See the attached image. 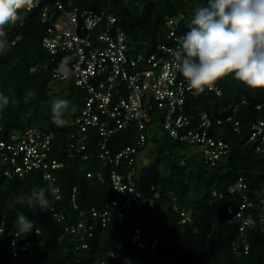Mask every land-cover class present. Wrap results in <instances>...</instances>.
Masks as SVG:
<instances>
[{"label":"trees","instance_id":"1","mask_svg":"<svg viewBox=\"0 0 264 264\" xmlns=\"http://www.w3.org/2000/svg\"><path fill=\"white\" fill-rule=\"evenodd\" d=\"M54 1L44 0L50 7H54ZM60 1L65 5L71 2L82 9L111 12L121 24L131 51L146 54L154 51L157 44L169 42L164 26L166 17L179 20L177 34L184 36L196 9L206 5V0ZM20 15L22 21L9 33L8 50L0 54V93L10 98L8 106L0 111V140L6 139L12 131H22L29 126L52 131L55 137L49 154L63 166L52 171L60 189L58 200L52 195L41 169L11 178L0 173V226L4 229L0 235V264H98L109 252L117 256L110 264H127L119 262L121 257H126L131 264H264V231L247 228L240 233L239 221L227 211L228 205L237 209L242 201L241 195L228 191L239 177L247 184L246 191L252 201L261 196L264 188V151L256 150L255 143L248 140L252 121L264 118V89L249 88L230 75L217 82L223 90L222 96L210 93L189 98L193 108L200 106L213 117L225 116L227 113L219 115L218 109L234 104L235 95L238 100L245 99L237 114L240 131L234 132L227 124L221 133L217 132L230 143L228 154L217 167H208L202 159L193 161L181 150L187 144L171 140L166 132L164 141L152 134V127L157 124L155 119L162 117L159 113H153L154 118L146 125L143 146L136 143L138 132L134 125L114 133L107 142L112 153L130 145L137 148L138 154L151 144V157H146L149 162L143 165L142 160L141 165L134 164L137 172L134 179L137 189L146 195L150 194L151 186L164 193L156 201L155 212L142 221L155 224L154 232L145 236L149 242L154 236L158 237L156 249L151 252L149 246L140 248L130 240L123 241L138 223L118 218H112L106 226L85 237L86 248H77L81 241L79 235L67 233L65 227L79 219L80 212L100 208L105 199L117 197L108 182V173L112 168L125 170L127 166L125 162L102 164L98 158L100 136L93 126L86 131V150L72 149L74 155L68 156L66 136L73 127L68 123L59 127L53 123L52 101L67 99L70 106L76 107L75 112L69 110L66 117L69 121L80 113L85 91L72 79L54 80L53 71L61 58L69 55L60 53L57 60L51 61L42 45L47 24L41 22L40 10H22ZM257 104L261 105L260 109L255 108ZM86 153L88 157L83 160L82 155ZM33 187L46 189L54 210L43 211L38 206L15 202L18 194L28 193ZM73 187L77 190L78 209H74L70 201ZM212 190L217 192L216 196L212 195ZM174 204L190 211V221H182ZM57 211L63 215L61 221L54 217ZM19 213L34 223L31 232L17 235L14 221ZM37 228L40 229L38 234ZM14 236L19 241L32 242L31 249L16 256L4 253ZM236 243L241 250L244 243H248V251L237 254L233 248Z\"/></svg>","mask_w":264,"mask_h":264},{"label":"built area","instance_id":"2","mask_svg":"<svg viewBox=\"0 0 264 264\" xmlns=\"http://www.w3.org/2000/svg\"><path fill=\"white\" fill-rule=\"evenodd\" d=\"M34 3L36 7L31 11L40 10L41 22L47 24L42 45L51 61L57 60L60 53H67L71 57L70 79L86 94L80 113L68 121V126L73 127V131L66 136L68 156L74 155L72 149L76 152L86 150V131L93 126L100 136L98 158L102 164L119 165L125 162L127 166L125 170L112 168L108 173V182L118 196L105 199L100 208L80 212L79 219L67 225L65 231L79 235L81 241L76 247L86 248L85 237H90L97 228L106 226L112 218L135 221L138 224L123 241L130 240L140 248L149 246L152 252L156 249L158 237L154 236L149 242L145 235L154 232L155 224L142 221L155 212L156 201L164 193L154 186L150 187L149 195L138 190L134 179L137 173L134 166L137 162V148L129 145L112 153L107 145L109 138L120 129L134 125L138 132L136 143L143 146L146 142V125L154 118L153 113H159L162 117H157L155 123L162 127L171 140L194 145L205 165L217 167L221 158L230 150V143L221 138L219 133L227 124H230L234 132L240 131L237 114L245 99L238 100L235 95L234 104L219 107V115L226 112L225 116L213 117L200 106L192 107L189 98L210 93L220 97L223 90L218 83L212 90L206 88L199 94L189 90L188 83L169 51L181 47L184 37L177 34L178 19H164L169 42L157 44L154 51L146 54L131 51L124 30L117 23V17L107 10L82 9L73 6L71 2L65 5L60 0L54 1V7H50L44 0H34ZM55 70L52 74L54 80L65 81L56 76ZM255 108L260 109L261 105L257 104ZM54 137L52 131L38 126L10 132L6 139L0 140V173L11 178L41 169L52 195L56 200L60 199V189L52 171L62 167L63 163L51 158L49 154ZM248 140L255 143L256 150L264 151V118L258 117L252 121ZM87 157V153L82 155L83 160ZM246 189L243 177H239L228 188L229 193L241 195L242 201L237 209L228 205L227 211L233 215V219L239 221L240 233L247 228L264 231V188L261 196L254 201ZM76 191V187H73L70 196L74 209L79 208ZM254 194L257 195L255 191ZM212 195L216 196L217 192L212 190ZM173 207L180 213L183 222L190 221L188 209L176 204ZM54 208L51 206V210ZM54 217L56 221L63 219L58 211ZM31 247L32 242L19 241L14 236L4 253L11 252L16 256L20 252L29 251ZM233 248L237 254L241 251L245 253L249 245L244 243L241 250L236 243ZM115 259L117 256L109 252L98 264H110ZM119 262L131 264L126 257L119 258Z\"/></svg>","mask_w":264,"mask_h":264},{"label":"clouds","instance_id":"3","mask_svg":"<svg viewBox=\"0 0 264 264\" xmlns=\"http://www.w3.org/2000/svg\"><path fill=\"white\" fill-rule=\"evenodd\" d=\"M34 7V0H0V54L8 50L9 33L22 21L21 11ZM169 51L194 94L206 88L212 90L219 80L230 75L249 88L264 89V0H206L205 6L196 9L181 47ZM70 60V56H64L57 65L56 76L62 80L72 75ZM9 103L10 98L0 93V111ZM51 108L52 121L58 127L68 123L69 110L76 111L67 99L59 98L52 101ZM14 200L43 211L51 209L42 187H33ZM14 226L17 235L26 234L33 230L34 223L19 213ZM3 231L0 226V233ZM39 231L37 228V234Z\"/></svg>","mask_w":264,"mask_h":264},{"label":"rangeland","instance_id":"4","mask_svg":"<svg viewBox=\"0 0 264 264\" xmlns=\"http://www.w3.org/2000/svg\"><path fill=\"white\" fill-rule=\"evenodd\" d=\"M136 1L138 2L139 0H136ZM57 84H58V82H56V85H55L56 87H57ZM152 131H153L152 134L156 135L161 141H164V139H165V137H164L165 131L162 130V128H160L159 124L158 125L154 124L153 127H152ZM150 147H151V144L149 143L146 148H144V149H142V150H140L138 152V154H137V165L138 166L141 165V161L144 158H146L148 156L151 157V155H150ZM181 150H183L184 153L188 157L192 158L193 161H197V162L200 161L201 156L198 153V150H197V148L194 145H186L185 149H181Z\"/></svg>","mask_w":264,"mask_h":264},{"label":"water","instance_id":"5","mask_svg":"<svg viewBox=\"0 0 264 264\" xmlns=\"http://www.w3.org/2000/svg\"><path fill=\"white\" fill-rule=\"evenodd\" d=\"M149 162V159L148 158H144L143 159V165H145L146 163H148Z\"/></svg>","mask_w":264,"mask_h":264}]
</instances>
